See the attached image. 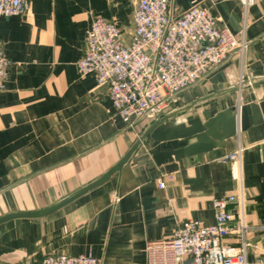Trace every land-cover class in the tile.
Wrapping results in <instances>:
<instances>
[{"label": "crops", "instance_id": "1", "mask_svg": "<svg viewBox=\"0 0 264 264\" xmlns=\"http://www.w3.org/2000/svg\"><path fill=\"white\" fill-rule=\"evenodd\" d=\"M196 3L212 6L218 25L237 35L243 30L248 47L242 57L232 53L183 90L165 112L254 77L261 82L251 86L252 93L256 103L264 102V0L246 10L240 0H170L168 8L178 15ZM134 4L29 0L24 13L0 17V40L11 61L0 89V215L45 207L93 181L146 128L149 120L130 125L115 114L108 86L98 85L93 75H79L76 66L93 17L114 22L127 37ZM228 97L201 108L214 115L227 107ZM230 97L236 98L237 132L224 147L158 165L151 157L158 143L147 137L119 172L65 206L40 218L1 223L0 264L87 253L101 264H146V241L171 237L189 218L212 223L213 199L227 195L244 201L247 260L264 259V113L261 122L241 130L242 98L239 92ZM238 148L236 175L221 157ZM229 208L239 210L234 203ZM224 243L239 244L231 234Z\"/></svg>", "mask_w": 264, "mask_h": 264}, {"label": "built area", "instance_id": "2", "mask_svg": "<svg viewBox=\"0 0 264 264\" xmlns=\"http://www.w3.org/2000/svg\"><path fill=\"white\" fill-rule=\"evenodd\" d=\"M258 0H240L246 10ZM170 0H135L132 31L125 36L114 22L93 17L84 37V50L77 60L78 74L93 75L98 85L108 86L115 114L129 120H151L178 100L179 94L210 70L225 62L232 53L242 57L249 41L218 25L212 6L196 3L178 15L169 11ZM29 0H0V17L19 15ZM245 27V26H244ZM0 40V89L4 87L10 64ZM241 148L224 154L235 174ZM165 187L163 179L158 181ZM234 203L237 213L229 208ZM243 199L234 195L216 197L212 204L214 221L203 224L186 219L171 237L145 243L146 264H264L249 262L246 251L250 228L243 217ZM231 234L238 246L225 245ZM32 264H101L91 253L50 254Z\"/></svg>", "mask_w": 264, "mask_h": 264}, {"label": "water", "instance_id": "3", "mask_svg": "<svg viewBox=\"0 0 264 264\" xmlns=\"http://www.w3.org/2000/svg\"><path fill=\"white\" fill-rule=\"evenodd\" d=\"M260 82L261 79L255 77L241 79V81L231 87L222 88L214 93L199 97L187 105L155 116L149 120L146 128L141 131L126 153L99 177L45 207L4 213L0 215V224L14 219L40 218L65 206L75 198L105 182L114 173L119 172L147 137L158 143V150L151 153V157L158 165L165 160L171 161L174 159L181 162L185 157L205 152L215 147H224V140L237 132L236 98L230 97L232 94L239 92L242 98V104L239 105V128L241 130L251 124L262 121L264 102L256 103L251 88L252 85ZM225 96H229L227 107L214 115H211L208 110L201 108L207 101ZM193 109H196V111L177 121L179 116ZM185 140H187V144L180 146V142Z\"/></svg>", "mask_w": 264, "mask_h": 264}]
</instances>
